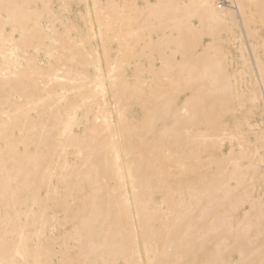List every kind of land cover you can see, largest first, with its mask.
<instances>
[{
  "label": "bare ground",
  "instance_id": "obj_1",
  "mask_svg": "<svg viewBox=\"0 0 264 264\" xmlns=\"http://www.w3.org/2000/svg\"><path fill=\"white\" fill-rule=\"evenodd\" d=\"M0 264H264V0H0Z\"/></svg>",
  "mask_w": 264,
  "mask_h": 264
},
{
  "label": "rangeland",
  "instance_id": "obj_2",
  "mask_svg": "<svg viewBox=\"0 0 264 264\" xmlns=\"http://www.w3.org/2000/svg\"><path fill=\"white\" fill-rule=\"evenodd\" d=\"M222 6L225 7V3L222 4ZM72 7H73V8H72L73 11H70V13H69L67 16H65V17H68V19H69L70 21H73V22L76 23L79 27H81L83 21H82V19L80 18V16H78V15L76 14V12H78V9H79V10H81L82 13H83V12H84V7H83V5H79V7H75V5H73ZM54 11H55V13L58 14V15L61 14V10H60L57 6L54 7ZM60 17H61V16H60ZM63 17H64V16H63ZM64 21H67V19H65ZM61 23H62L61 21H59V22H55V23H54V27H55L57 30H61V28H62ZM38 60H39V62L41 63V65H44V64L47 63V61L44 60V59H43V56L40 55V54H38ZM130 69H131V67H130ZM135 112H136V115H140V114H139V113H140L139 108H138V109L136 108V109H135ZM73 244H74V243H71V246H72Z\"/></svg>",
  "mask_w": 264,
  "mask_h": 264
},
{
  "label": "built area",
  "instance_id": "obj_3",
  "mask_svg": "<svg viewBox=\"0 0 264 264\" xmlns=\"http://www.w3.org/2000/svg\"><path fill=\"white\" fill-rule=\"evenodd\" d=\"M222 4H224V2H223V3H221V5H222Z\"/></svg>",
  "mask_w": 264,
  "mask_h": 264
}]
</instances>
